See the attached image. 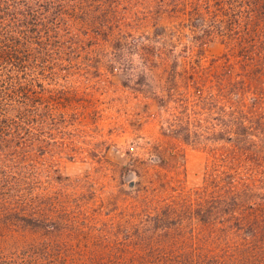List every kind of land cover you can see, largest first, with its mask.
Listing matches in <instances>:
<instances>
[{"label": "rangeland", "instance_id": "rangeland-1", "mask_svg": "<svg viewBox=\"0 0 264 264\" xmlns=\"http://www.w3.org/2000/svg\"><path fill=\"white\" fill-rule=\"evenodd\" d=\"M0 264H264V0H0Z\"/></svg>", "mask_w": 264, "mask_h": 264}, {"label": "trees", "instance_id": "trees-1", "mask_svg": "<svg viewBox=\"0 0 264 264\" xmlns=\"http://www.w3.org/2000/svg\"><path fill=\"white\" fill-rule=\"evenodd\" d=\"M246 121H247V118H245L244 121H243V127L247 128V131L245 132V134H246V136L249 135V137H247L249 139V142H254V137H256V135L251 133L254 130V128H253V126L249 125V122H246ZM252 191H253V189H252ZM236 195H237V197H234L232 199L231 205H233V207H235V208H238L239 206L242 205L241 201H244V200H242V197L241 196L239 197L238 194H236ZM235 221H236L235 222V225H236L238 223L239 219L236 218Z\"/></svg>", "mask_w": 264, "mask_h": 264}]
</instances>
